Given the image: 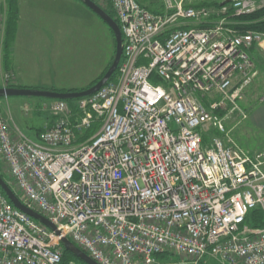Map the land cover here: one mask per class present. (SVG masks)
Instances as JSON below:
<instances>
[{
  "label": "built area",
  "instance_id": "built-area-1",
  "mask_svg": "<svg viewBox=\"0 0 264 264\" xmlns=\"http://www.w3.org/2000/svg\"><path fill=\"white\" fill-rule=\"evenodd\" d=\"M108 1L123 33L115 78L73 107L53 100L34 137L0 110L13 190L61 232L0 190V264H62V238L98 264H264V226L247 223L264 214V150H244L225 125L247 117L240 104L264 33L239 18L264 0H165L159 13Z\"/></svg>",
  "mask_w": 264,
  "mask_h": 264
},
{
  "label": "rangeland",
  "instance_id": "rangeland-1",
  "mask_svg": "<svg viewBox=\"0 0 264 264\" xmlns=\"http://www.w3.org/2000/svg\"><path fill=\"white\" fill-rule=\"evenodd\" d=\"M104 10L112 7L108 0H94ZM150 9L163 11L165 0H145ZM206 1L224 0H188L192 5ZM42 0L44 5H57L65 12V19L58 21L57 25L48 28L47 44H43V52H47V59L41 63L47 76L60 77L70 80L72 84L81 85L96 78L98 80L110 68L116 53V41L111 29L91 10L83 6L78 0ZM51 8V7H49ZM73 10L72 18L70 12ZM7 22V1L2 9V30L0 33V77L6 83L11 79V72L2 69L5 66V37ZM19 22V20H18ZM245 22V21H243ZM53 25V26H52ZM18 28V27H17ZM113 39V50L110 52L109 37ZM112 49V48H111ZM12 51V49H11ZM12 54V52H11ZM260 60H264L261 55ZM263 58V59H262ZM18 60V59H17ZM264 63V62H263ZM260 64L258 66L260 68ZM264 64L255 81L248 87L245 97L240 104L247 117L238 114L227 119L225 125L233 140L244 150L255 153L264 150V126L257 120L258 112L264 108ZM100 75V76H99ZM76 86V85H75ZM82 91V89H43ZM9 99L8 105L2 103L1 107L16 126L28 136L34 137L33 131L44 130L45 123L53 120L49 110L53 100L39 97H3ZM3 100V101H4ZM16 101H21L18 103ZM2 109H0L2 111ZM26 109H29L28 111ZM3 113V112H2ZM3 114V116H4ZM5 117V116H4ZM6 119V118H5ZM9 123V122H8ZM16 125H15V124ZM0 171L14 186L6 166L0 156ZM205 264H219L207 259Z\"/></svg>",
  "mask_w": 264,
  "mask_h": 264
},
{
  "label": "crops",
  "instance_id": "crops-1",
  "mask_svg": "<svg viewBox=\"0 0 264 264\" xmlns=\"http://www.w3.org/2000/svg\"><path fill=\"white\" fill-rule=\"evenodd\" d=\"M54 1H56L55 3H57V1H65V0H54ZM144 3L147 2L145 1ZM18 5H19V22H18L16 39L12 47L11 67L9 69H6L4 66V68L2 69L3 73H5V71L6 72L9 71L7 72V74L11 72V79L9 82L6 83L5 81L3 82L2 80L3 78L0 77V88L14 87V88H32V89L84 90L85 88L90 86L94 81H96L98 75L96 76V78L89 80L88 82L82 83L81 85L75 84L76 85L75 86L74 84H72L70 80H65L64 78H60L58 76L56 77L47 76L45 70L41 65V63L43 61H46L47 59V52H43V46H44L43 44H47V39L49 36L48 28L51 26V24L56 26L59 20L65 19V12L62 11L59 7H56L57 6L56 4L44 5L42 3V0H18ZM145 6H147V4H145ZM70 14L72 18H74L73 10L70 12ZM109 39L110 40L108 42L110 44V52H111V50H113L114 47L112 36L109 37ZM252 54L260 74L261 72L260 68L264 64L263 63L264 60H260V59L262 57L261 55H264V52L259 49H254ZM258 63H261L260 68L258 66ZM3 100L4 99H0V107L2 103L6 102L9 108V104H8L9 99L4 101ZM16 102L21 103V101H16ZM2 112L4 114L5 111H3L2 109ZM4 116H5L4 118H6L9 124L13 125V122L11 121V119H9L6 113L4 114ZM257 120L261 122L260 125L264 126V108H262L258 112ZM50 123H51V118L50 121L45 123L44 128L48 126ZM42 131H33L34 136L38 135Z\"/></svg>",
  "mask_w": 264,
  "mask_h": 264
},
{
  "label": "water",
  "instance_id": "water-1",
  "mask_svg": "<svg viewBox=\"0 0 264 264\" xmlns=\"http://www.w3.org/2000/svg\"><path fill=\"white\" fill-rule=\"evenodd\" d=\"M85 7L95 13L112 31L116 41V53L114 61L110 68L107 70L105 75L95 85L82 91H55V90H43V89H32V88H14V87H2L0 88V97H39L47 98L49 100H77L89 97L98 92L104 87L115 75L119 68L120 62L123 56V33L115 19H113L103 8H101L94 0H79ZM234 0H225L222 2V6L233 2ZM0 189L10 200V202L19 210L26 213L30 217L42 223L44 226L55 232L58 236L61 232L57 227L45 216L40 213L28 208L10 187V185L3 179L0 174ZM61 244L63 248L75 255L80 261L85 264H98L83 250L77 247L68 238H62Z\"/></svg>",
  "mask_w": 264,
  "mask_h": 264
},
{
  "label": "trees",
  "instance_id": "trees-1",
  "mask_svg": "<svg viewBox=\"0 0 264 264\" xmlns=\"http://www.w3.org/2000/svg\"><path fill=\"white\" fill-rule=\"evenodd\" d=\"M138 2H140L143 6H145V4H143L145 2V0H138ZM194 6H196V7L207 6V7H211V8H220L222 6V1H212V2L206 1V2H202V3H198L197 5H194ZM145 7L148 8L149 10H151L152 12H155V13L161 12V11H158L155 9H150V7H148V6H145ZM105 11L113 19H115L117 21L114 10L112 7H110L109 9H107ZM239 19L241 21H245L244 25L238 26L239 28L245 29V30H254V31L264 33V9L258 11L255 14H252V15L242 16ZM18 20H19L18 0H7L6 37H5V43H4L5 44L4 45V47H5L4 60H5V68L6 69H9L11 67V62H12V56H11L12 51H11V49H12L14 41L16 39ZM117 23L119 24L118 21H117ZM104 75H105V73L98 80L94 81L90 86H88L85 89H88L91 86L95 85L100 79H102V77ZM115 75H114L113 79L115 78ZM59 91L66 92L64 90H59ZM1 98H3V97H0V99ZM77 100H79V99H77ZM75 101L76 100H67V102L71 105V107H73V103ZM94 130L95 129H93V131L89 132V134H92L94 132ZM208 140H209L208 137H205V139H204L205 143H208L209 142ZM0 174L2 175L3 179L10 185V187H12L11 183L8 181V179L5 177V175L1 173V171H0ZM12 189H13V187H12ZM1 192H2V190H1ZM3 195L5 196L4 193H3ZM247 223H249L250 225H253L255 227H263L264 226V214L258 210L252 211L251 219L248 218ZM62 249H63L62 264H69L71 262H77L78 264H85L84 262L80 261L71 252L66 251L63 247H62ZM204 262H205V260L202 261L200 264H205Z\"/></svg>",
  "mask_w": 264,
  "mask_h": 264
},
{
  "label": "bare ground",
  "instance_id": "bare-ground-1",
  "mask_svg": "<svg viewBox=\"0 0 264 264\" xmlns=\"http://www.w3.org/2000/svg\"><path fill=\"white\" fill-rule=\"evenodd\" d=\"M63 247V246H62Z\"/></svg>",
  "mask_w": 264,
  "mask_h": 264
}]
</instances>
